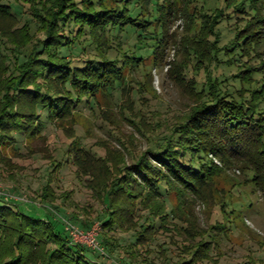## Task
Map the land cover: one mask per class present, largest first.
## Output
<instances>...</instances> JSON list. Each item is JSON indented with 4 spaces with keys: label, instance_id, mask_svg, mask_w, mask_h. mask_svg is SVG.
I'll return each instance as SVG.
<instances>
[{
    "label": "trees",
    "instance_id": "trees-1",
    "mask_svg": "<svg viewBox=\"0 0 264 264\" xmlns=\"http://www.w3.org/2000/svg\"><path fill=\"white\" fill-rule=\"evenodd\" d=\"M182 3L40 0L31 6L35 19L13 31L20 19L7 0H0V157L7 147H16L18 135L36 139L49 123L65 122L88 107L95 110L99 96L120 90L127 69H146L143 49H150L149 58L156 63L168 44L167 39H159L160 29H166L167 37V23L175 15L188 20L182 42L189 39V55L195 64L207 71L221 65L239 69L232 76L240 79L237 90H222L216 83L196 88L198 103L181 123L161 134L146 153L150 155L130 165L100 160L106 178L91 188L106 206L100 215L101 245L112 254L117 248L115 231L136 233L124 252L130 263L123 264H134L137 248L151 243L164 228L173 229L188 244L183 247L188 259L174 264L214 260L221 236H229L231 229L224 223L202 229L188 210L195 201L207 203L213 198L218 180L234 163L249 173L264 194V82L253 77L256 67L244 61L261 54L264 0H215L213 6L204 1L192 13L187 0ZM239 16L244 20L242 27L235 28L232 37L225 35L220 26ZM38 31L44 38L36 39ZM131 37L136 38L135 48L125 50V41ZM85 52L92 55L74 61ZM179 68L184 71L188 66ZM245 73L247 79L241 78ZM184 80L182 73L180 81ZM45 117L48 121L44 123ZM77 150L83 149L76 144L73 160L86 171L91 152L77 155ZM152 159L161 167L153 165ZM49 183L41 196L47 203H51ZM229 206L221 204L225 215ZM142 211L148 213L142 216ZM56 229L49 217L27 214L0 197V264H97L87 256L93 250L75 244L66 231ZM143 263L154 264L148 259Z\"/></svg>",
    "mask_w": 264,
    "mask_h": 264
},
{
    "label": "rangeland",
    "instance_id": "rangeland-1",
    "mask_svg": "<svg viewBox=\"0 0 264 264\" xmlns=\"http://www.w3.org/2000/svg\"><path fill=\"white\" fill-rule=\"evenodd\" d=\"M174 1L178 6H184L183 0ZM189 1L193 3L189 4ZM204 1L208 2V6L215 4V0H187L186 4L192 13L194 7L200 8ZM34 2L40 0H7L20 19V24L13 31L24 27L28 20L34 18L31 10ZM187 23L184 16L172 17L167 23V37L166 29H160L159 39H167L168 44L156 63L153 58H149L150 49H143L146 69H127L126 81L120 90L110 96H99L95 110L88 107L79 116L76 114L65 122L49 123L36 139L18 135L16 147H7L2 154L4 158L0 159V188L6 195L4 200L27 214L43 219L49 217L60 232H67L65 222L89 230L100 223V215L106 211L100 196L91 188L97 185V181L106 178L104 170L101 172L100 160L106 158L115 166L123 162L127 165L134 163L151 149L161 134L168 133L191 113L198 103L196 88L216 83V88L222 90L239 89L240 82L237 80L240 79L232 78L239 69L221 65L210 69L207 67V71L201 64H195V59L189 55L192 48L189 39L187 43L185 40L182 42L187 34ZM243 23L244 20L239 16L231 23H223L220 28L225 35L232 37L234 29L242 27ZM35 35L36 39L45 36L39 31ZM125 42V50H134L137 42L135 37ZM86 53L80 54L74 61L85 60L92 55ZM260 53V56L255 54L251 58H244V61H248L246 66L256 67L252 75L262 83L264 44ZM181 65H187L188 68L181 71ZM182 73H185V80L181 82ZM240 76L247 79L248 73ZM245 87L248 85L245 84ZM43 121L45 123L48 120L45 117ZM76 144L82 147L81 151L91 152L86 171H81L73 160L71 152L75 150ZM81 151L77 150V155H81ZM210 158L220 167L223 166L218 158ZM150 161L161 167L157 161ZM55 165L61 166L56 170ZM250 178L248 172L234 163L233 167L225 170V176L218 180V187L211 195L213 198L207 203L195 201L188 210L190 218L202 229L211 230L212 226L222 223L231 229L229 236H221L219 251L213 253L214 260L197 264H264V194ZM48 183L51 203L41 198ZM172 199L177 204L176 198ZM222 203L231 205L227 208V215L220 209ZM233 208L237 211L230 214ZM147 213L142 211L141 215ZM172 230L161 229L151 243L138 247L139 255L134 264H144V259L154 264H174L183 257L188 259L183 252V247H188V244ZM103 233L102 229L100 237ZM113 236L117 241L114 253L107 250V255L102 256L93 250L87 253L91 262L130 263L124 252L135 241L136 233L117 230ZM100 237L98 242L101 243Z\"/></svg>",
    "mask_w": 264,
    "mask_h": 264
},
{
    "label": "built area",
    "instance_id": "built-area-1",
    "mask_svg": "<svg viewBox=\"0 0 264 264\" xmlns=\"http://www.w3.org/2000/svg\"><path fill=\"white\" fill-rule=\"evenodd\" d=\"M5 196V193H2L0 188V197ZM65 225L68 234L70 235L72 241L75 244L88 247L89 249L98 252L102 256L107 255L105 248L101 245L100 242H98L102 230L100 223H96L89 230L80 229L79 227L70 222H65Z\"/></svg>",
    "mask_w": 264,
    "mask_h": 264
}]
</instances>
